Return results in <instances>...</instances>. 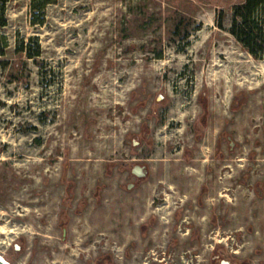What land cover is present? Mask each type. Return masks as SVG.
<instances>
[{
    "label": "rangeland",
    "instance_id": "1",
    "mask_svg": "<svg viewBox=\"0 0 264 264\" xmlns=\"http://www.w3.org/2000/svg\"><path fill=\"white\" fill-rule=\"evenodd\" d=\"M239 1L57 0L43 25L31 23L29 0L10 4L6 261L95 264L110 253L111 264H209L219 250L264 264V58L227 30ZM30 36L36 60L16 48ZM213 50L259 63L261 77L225 80L210 69Z\"/></svg>",
    "mask_w": 264,
    "mask_h": 264
},
{
    "label": "trees",
    "instance_id": "2",
    "mask_svg": "<svg viewBox=\"0 0 264 264\" xmlns=\"http://www.w3.org/2000/svg\"><path fill=\"white\" fill-rule=\"evenodd\" d=\"M16 0H0V64L6 66L9 59L5 58L9 47V38L5 28L9 23L8 9ZM57 0H29L30 21L33 25H43L46 22L47 6L56 3ZM222 11L217 17V24L224 27ZM227 30L241 43L243 48L255 58H264V0H241L232 7L231 22ZM30 41V42H29ZM27 42L19 37L16 41L17 51L25 53L27 57L37 59L42 55V46L37 36H30ZM205 110L203 121L208 113V105L205 99H201ZM96 264H110L111 255L104 253L99 255Z\"/></svg>",
    "mask_w": 264,
    "mask_h": 264
},
{
    "label": "bare ground",
    "instance_id": "3",
    "mask_svg": "<svg viewBox=\"0 0 264 264\" xmlns=\"http://www.w3.org/2000/svg\"><path fill=\"white\" fill-rule=\"evenodd\" d=\"M216 51H212L210 69H219L217 72L225 80L231 77L234 81L242 80L246 83H257V79L261 77L262 73V68L259 63L245 59L244 55L238 54L236 51L227 53L226 59H220L219 55H216ZM217 52L220 54L224 53L223 51ZM2 258L4 259V257Z\"/></svg>",
    "mask_w": 264,
    "mask_h": 264
},
{
    "label": "flooded vegetation",
    "instance_id": "4",
    "mask_svg": "<svg viewBox=\"0 0 264 264\" xmlns=\"http://www.w3.org/2000/svg\"><path fill=\"white\" fill-rule=\"evenodd\" d=\"M244 97V96H243ZM242 100V99H241ZM136 165H141L143 166V168H137L136 169V172H133V168L136 166ZM132 173L138 177V178H142L146 175L147 171H146V168L144 165L142 164H135L132 169H131ZM139 172H143L144 175H139ZM135 185L133 183V186L131 188H133ZM128 187V185H127ZM129 188V187H128ZM129 188V189H131ZM144 225V224H143ZM145 227V225H144ZM234 253L237 252V250H233ZM104 254V253H103ZM110 254V253H108ZM102 255V254H101ZM111 255V254H110ZM98 257V256H97ZM96 257V258H97ZM111 258H112V255H111ZM96 260V259H95ZM252 261H253V258L252 257H248V258H242V257H239V256H236L234 255L233 258H227L225 257L219 250H214L210 256V263L209 264H252ZM112 262H113V258H112ZM111 262V263H112ZM110 263V264H111ZM96 264V262H95Z\"/></svg>",
    "mask_w": 264,
    "mask_h": 264
},
{
    "label": "water",
    "instance_id": "5",
    "mask_svg": "<svg viewBox=\"0 0 264 264\" xmlns=\"http://www.w3.org/2000/svg\"><path fill=\"white\" fill-rule=\"evenodd\" d=\"M243 96H244V93H239L238 95H237V98H236V100L234 101V106H238L239 104H240V101H241V99L243 98ZM137 168H143V166H141V165H136L134 168H133V172H136V169ZM144 175V173L142 172H139V175ZM133 186V183H129L128 184V187L129 188H131ZM0 264H9L6 260H4L1 256H0Z\"/></svg>",
    "mask_w": 264,
    "mask_h": 264
}]
</instances>
